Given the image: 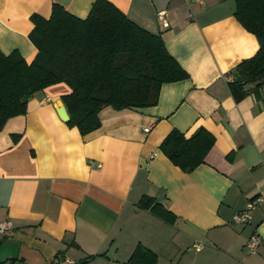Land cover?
<instances>
[{
	"label": "crops",
	"instance_id": "0c3cea01",
	"mask_svg": "<svg viewBox=\"0 0 264 264\" xmlns=\"http://www.w3.org/2000/svg\"><path fill=\"white\" fill-rule=\"evenodd\" d=\"M96 1L0 0V52L31 64L33 15L49 19L57 4L84 20ZM107 1L161 35L189 77L164 84L154 107L104 108L100 128L84 136L55 110L72 92L67 84L31 97L27 113L0 132V264L92 256L88 264H127L138 244L157 254L156 264H264V202L250 224L232 222L264 199V85L239 103L228 90L232 71L260 48L236 20L235 0ZM199 128L216 142L203 165L184 173L160 145L173 129L190 137ZM144 197L173 213V225L139 209ZM254 234L261 243L252 255Z\"/></svg>",
	"mask_w": 264,
	"mask_h": 264
},
{
	"label": "trees",
	"instance_id": "16d2710c",
	"mask_svg": "<svg viewBox=\"0 0 264 264\" xmlns=\"http://www.w3.org/2000/svg\"><path fill=\"white\" fill-rule=\"evenodd\" d=\"M235 5L236 20L260 45L254 57L237 65L228 81V90L239 103L250 94V86L258 93L264 85V0H235ZM30 19L37 49L34 61L28 64L18 52H0V132L10 119L27 113L31 97L58 83L72 90L62 98L70 116L67 124L84 136L100 128L99 114L104 108L154 107L164 84L189 77L168 53L161 35L140 28L107 0L94 2L84 20L57 4H53L51 18L33 15ZM214 142L215 137L205 128L190 137L173 129L160 146L174 166L191 173L205 163ZM141 199L139 209L173 225V213L154 199ZM92 259L94 256L77 264ZM17 263L22 262L9 259L3 264ZM156 263L157 254L142 244L127 262Z\"/></svg>",
	"mask_w": 264,
	"mask_h": 264
},
{
	"label": "built area",
	"instance_id": "2783aa9c",
	"mask_svg": "<svg viewBox=\"0 0 264 264\" xmlns=\"http://www.w3.org/2000/svg\"><path fill=\"white\" fill-rule=\"evenodd\" d=\"M190 1L202 2V0H190ZM164 13H166V12L158 13V18L163 22H165V20H164L165 14ZM192 18H194V15L190 14L189 19H192ZM165 25L167 26L166 23H165ZM263 202H264L263 198H256L254 200H251L247 204V207H245L246 209L244 211L239 212L233 216L232 222H234L235 224H240V225L250 224L251 212L255 209V207H257L258 205H260ZM6 230H7V224H5V223L0 224V234H3ZM260 243H261L260 237L257 234H254L250 238V240L248 241L246 248L248 249L250 254L254 255L257 253L258 246H260ZM202 248H203V245L198 244L195 246L194 250L200 251Z\"/></svg>",
	"mask_w": 264,
	"mask_h": 264
},
{
	"label": "water",
	"instance_id": "95a60500",
	"mask_svg": "<svg viewBox=\"0 0 264 264\" xmlns=\"http://www.w3.org/2000/svg\"><path fill=\"white\" fill-rule=\"evenodd\" d=\"M55 110L57 111V114L59 116V118L61 119V121L67 123L70 121V116L68 114V111L66 109L65 104L63 103V101H58L56 106H55Z\"/></svg>",
	"mask_w": 264,
	"mask_h": 264
}]
</instances>
